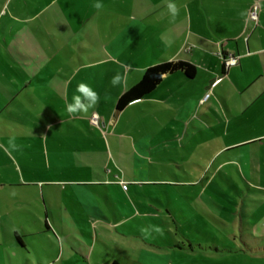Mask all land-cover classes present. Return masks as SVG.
<instances>
[{"label": "crops", "instance_id": "obj_1", "mask_svg": "<svg viewBox=\"0 0 264 264\" xmlns=\"http://www.w3.org/2000/svg\"><path fill=\"white\" fill-rule=\"evenodd\" d=\"M255 1L258 23L249 19ZM221 53L239 63L225 69ZM117 73L126 81L113 86ZM80 84L100 99L70 114L74 95L87 103ZM196 113L234 137L213 154L203 187L202 174L153 171L177 147L170 125ZM233 166L264 189V0H0V196L27 187L32 194L18 200L39 207L28 210L29 226L1 230L16 254L34 247L29 264H163L161 245L187 246L164 236L170 217L185 223L161 190L189 184L200 196L218 175L235 183Z\"/></svg>", "mask_w": 264, "mask_h": 264}, {"label": "rangeland", "instance_id": "obj_2", "mask_svg": "<svg viewBox=\"0 0 264 264\" xmlns=\"http://www.w3.org/2000/svg\"><path fill=\"white\" fill-rule=\"evenodd\" d=\"M204 111L205 109H201L199 112L203 114ZM182 120L185 124L172 123L173 125L170 126L175 130L168 134L169 143L177 147L160 154L164 155L168 166L156 164L153 171L158 173L162 170L170 179H174L172 173H177L180 179L187 181L202 174V177L206 176V178L199 186L203 187L207 178L215 170V166L210 161L213 154L220 149L221 144L228 143L234 137L230 139L225 137L222 131L214 132L203 120L201 122L200 115L197 113L189 117L185 115ZM195 125H201L200 127H206L209 130L205 131L206 134L202 133L194 128ZM194 130L198 135V141L190 142L189 137L193 135ZM173 134L177 136L173 137ZM209 135L212 136L210 141ZM232 154L235 155V153ZM122 157L124 159L126 153H123ZM223 157L226 158V155ZM123 166L129 167L128 163H124ZM231 170L235 179L234 184L238 189L232 185V181L218 175L215 183L203 189L200 196L196 195L198 188L189 184L172 185L161 190V197L165 204H169L171 213L173 212L178 220L185 223L183 228H178L170 217L166 227L170 232H164V236L166 239L169 238L167 236H171L172 240L184 242L187 246L186 250H178L161 245L159 253L163 255V264H264V204L259 205L253 200L258 197L264 198V195L251 192L237 168L233 166ZM6 191L7 195L3 196L4 198L0 196V264H29L27 258L34 256L37 259V251L29 245L31 253L16 254L7 244L1 226L4 225L10 232L20 230L23 224L29 226L28 210L39 215V207L31 200L29 205L28 202L18 200L23 197L28 199L29 197L26 196L32 194L27 187H6ZM197 203L201 207H197ZM164 215L168 213L165 212ZM75 233L89 241L80 232L75 231ZM150 234L152 238L157 237L160 241L163 240L151 231ZM41 242H43L42 246L46 245L50 252L53 251L50 239L43 237ZM191 244L192 249L189 248ZM200 245L206 247V250L200 249ZM65 248L69 249L67 245ZM8 250L9 253H7ZM41 252L46 251L41 250ZM75 255L82 260L80 254Z\"/></svg>", "mask_w": 264, "mask_h": 264}, {"label": "clouds", "instance_id": "obj_3", "mask_svg": "<svg viewBox=\"0 0 264 264\" xmlns=\"http://www.w3.org/2000/svg\"><path fill=\"white\" fill-rule=\"evenodd\" d=\"M93 7L96 9H101L103 7V5L100 3H96L93 5ZM168 9L172 13L173 18H175V16L178 13V9H177L176 5L174 3H169ZM124 81H126V73L124 76H122L120 73H117L112 78L111 83L113 84V86H116V85L121 84ZM77 91L80 92L84 96L87 103L82 102L81 96H75L74 95V97H73L74 103L67 105V111L70 114L75 113L79 110L87 111L88 107L94 106L96 103H98V101L100 99L98 93L93 91L90 87H88L85 84H80L77 88ZM109 98L110 97H108V96L105 97L106 100Z\"/></svg>", "mask_w": 264, "mask_h": 264}, {"label": "built area", "instance_id": "obj_4", "mask_svg": "<svg viewBox=\"0 0 264 264\" xmlns=\"http://www.w3.org/2000/svg\"><path fill=\"white\" fill-rule=\"evenodd\" d=\"M259 8H260V5H259L258 1H255L253 3V5L251 6L250 11H249V19L255 21L256 23H258V21H259ZM221 56L223 57L224 66H225V69H227V70L230 67L235 66L239 63V56H237V55H234V54L224 55L221 53ZM91 122L93 124H98L99 123V116L97 114L93 115L91 117ZM122 184H123V187L125 189H127V187H128L127 183L122 181Z\"/></svg>", "mask_w": 264, "mask_h": 264}, {"label": "trees", "instance_id": "obj_5", "mask_svg": "<svg viewBox=\"0 0 264 264\" xmlns=\"http://www.w3.org/2000/svg\"><path fill=\"white\" fill-rule=\"evenodd\" d=\"M232 185L236 188L237 187V185L236 184H234V183H232ZM247 187H248V189L251 191V192H260L261 190H262V192H263V190L264 189H258V188H255V187H251V186H249V185H247ZM236 189H238V188H236ZM254 200V202L255 203H258V201L263 205L264 203H263V201H261V200H257V199H253ZM174 246H176V245H174ZM178 247H180V248H182L183 247V245H177ZM191 246V245H190Z\"/></svg>", "mask_w": 264, "mask_h": 264}]
</instances>
